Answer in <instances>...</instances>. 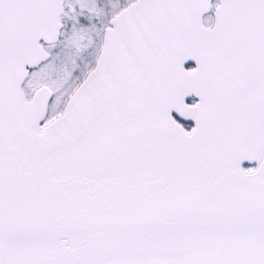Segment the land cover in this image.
Here are the masks:
<instances>
[{
    "label": "snow or ice",
    "instance_id": "snow-or-ice-1",
    "mask_svg": "<svg viewBox=\"0 0 264 264\" xmlns=\"http://www.w3.org/2000/svg\"><path fill=\"white\" fill-rule=\"evenodd\" d=\"M0 264H264V0H0Z\"/></svg>",
    "mask_w": 264,
    "mask_h": 264
}]
</instances>
